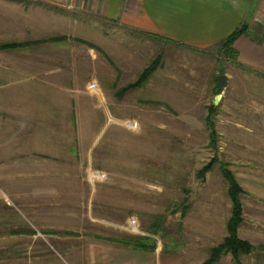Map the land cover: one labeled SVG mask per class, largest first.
Wrapping results in <instances>:
<instances>
[{
    "label": "rangeland",
    "instance_id": "1",
    "mask_svg": "<svg viewBox=\"0 0 264 264\" xmlns=\"http://www.w3.org/2000/svg\"><path fill=\"white\" fill-rule=\"evenodd\" d=\"M257 14L240 24L255 36ZM17 18L12 40L0 27V46L21 44L0 49V264H202L227 236L222 166L264 174V113L249 112L264 77L221 42L189 48L94 16L44 39L43 15ZM155 59L143 86L119 92ZM240 197L239 237L255 249L215 264H264V205Z\"/></svg>",
    "mask_w": 264,
    "mask_h": 264
},
{
    "label": "crops",
    "instance_id": "2",
    "mask_svg": "<svg viewBox=\"0 0 264 264\" xmlns=\"http://www.w3.org/2000/svg\"><path fill=\"white\" fill-rule=\"evenodd\" d=\"M1 1L0 4L6 8L0 10V27L2 32L8 33L1 37L9 41L16 34L15 22L18 20L16 17H23L30 25L34 23L33 20L31 21V16L35 13L43 15V34L46 35L44 39L59 35L74 37L75 33L80 31V25L89 28L84 17L94 16L118 21L119 25L149 34L170 44L183 43L189 48L200 50L215 46L238 28L244 20L245 11L249 17L256 15L257 12L260 16H264V0H261L262 3L259 2L260 0ZM26 1L30 4V8ZM31 1L39 4L35 6ZM39 23V20L35 23V32L40 30ZM260 38V36L241 35L234 42V47L238 50V62L264 77V33L263 40L258 42ZM261 81L264 83V78ZM249 112L257 114L259 120L263 118L264 105H257ZM29 117L33 118L34 115ZM236 122L239 121H235L234 127H240ZM234 173L248 197H251L252 206L255 208L259 204L264 205V174L245 169H235ZM98 246L95 245L91 249L96 250ZM130 258L120 264L134 261L132 257Z\"/></svg>",
    "mask_w": 264,
    "mask_h": 264
},
{
    "label": "trees",
    "instance_id": "3",
    "mask_svg": "<svg viewBox=\"0 0 264 264\" xmlns=\"http://www.w3.org/2000/svg\"><path fill=\"white\" fill-rule=\"evenodd\" d=\"M241 35H248V36H255L249 30V26L247 24H243L232 31L225 39H223L219 46V51L225 53V55H229L233 53L235 57L238 56V50L234 47V42L238 39ZM259 36L261 37L258 42L263 40V33H260ZM64 37V36H63ZM63 37H60L63 39ZM56 39V38H53ZM79 40V39H78ZM83 43H87L86 41H80ZM21 44L10 43L4 44L0 46V49H13L16 46H20ZM159 65V60L155 59L153 62L150 63L148 67H146L138 76L137 80L130 83L125 88H121L119 92L122 94L127 89L131 88H138L143 86L150 78V76L154 73ZM208 115L206 118V124L209 125L210 130L212 133L214 132V119L213 115L216 114V105L215 103L211 104L208 108ZM213 165L207 164L204 168H201L198 171L200 177H205V175L212 170ZM221 172L223 177L227 183V191L228 196L230 198L232 204V211L230 218L227 222V236L224 238L222 242L213 246L210 251L209 257L202 263V264H215L217 263L221 256L226 253H231L236 261H239L241 255L250 254L254 249L255 246L249 242L248 240L242 239L239 237V228L243 222V202L241 200V195L246 191L241 186L240 182L238 181L235 173L232 169L228 168V166H222ZM156 231V230H155Z\"/></svg>",
    "mask_w": 264,
    "mask_h": 264
},
{
    "label": "water",
    "instance_id": "4",
    "mask_svg": "<svg viewBox=\"0 0 264 264\" xmlns=\"http://www.w3.org/2000/svg\"><path fill=\"white\" fill-rule=\"evenodd\" d=\"M228 76L226 74H218L216 76V94L221 95L227 86Z\"/></svg>",
    "mask_w": 264,
    "mask_h": 264
}]
</instances>
